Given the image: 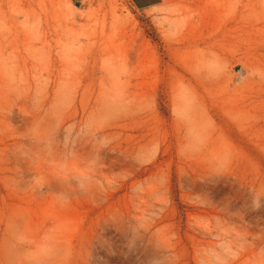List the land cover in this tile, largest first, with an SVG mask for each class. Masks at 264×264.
Segmentation results:
<instances>
[{
	"label": "rangeland",
	"instance_id": "374dc122",
	"mask_svg": "<svg viewBox=\"0 0 264 264\" xmlns=\"http://www.w3.org/2000/svg\"><path fill=\"white\" fill-rule=\"evenodd\" d=\"M203 1L0 0V264H264V0Z\"/></svg>",
	"mask_w": 264,
	"mask_h": 264
},
{
	"label": "crops",
	"instance_id": "0c3cea01",
	"mask_svg": "<svg viewBox=\"0 0 264 264\" xmlns=\"http://www.w3.org/2000/svg\"><path fill=\"white\" fill-rule=\"evenodd\" d=\"M140 10H150L161 5H169L184 0H130Z\"/></svg>",
	"mask_w": 264,
	"mask_h": 264
},
{
	"label": "bare ground",
	"instance_id": "6f19581e",
	"mask_svg": "<svg viewBox=\"0 0 264 264\" xmlns=\"http://www.w3.org/2000/svg\"><path fill=\"white\" fill-rule=\"evenodd\" d=\"M220 1L221 0H212V2L216 3L217 6H219L220 8H223V9H226L227 8L229 10L232 7V5L230 6V5H227V4H224V3H220ZM198 2H200V3H207V2H205L203 0H198ZM242 9H244V5H242Z\"/></svg>",
	"mask_w": 264,
	"mask_h": 264
}]
</instances>
